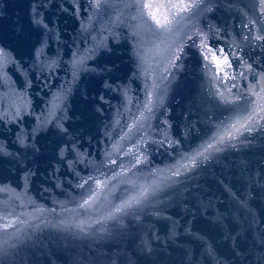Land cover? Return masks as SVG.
Wrapping results in <instances>:
<instances>
[{
  "label": "water",
  "instance_id": "water-1",
  "mask_svg": "<svg viewBox=\"0 0 264 264\" xmlns=\"http://www.w3.org/2000/svg\"><path fill=\"white\" fill-rule=\"evenodd\" d=\"M0 106L264 247V0H0Z\"/></svg>",
  "mask_w": 264,
  "mask_h": 264
},
{
  "label": "snow or ice",
  "instance_id": "snow-or-ice-1",
  "mask_svg": "<svg viewBox=\"0 0 264 264\" xmlns=\"http://www.w3.org/2000/svg\"><path fill=\"white\" fill-rule=\"evenodd\" d=\"M147 6H148V7H157V8L160 7V6H158V5H151V4H150V5H147ZM170 6H173V7H174L175 5H170ZM158 22H159V21H158Z\"/></svg>",
  "mask_w": 264,
  "mask_h": 264
}]
</instances>
